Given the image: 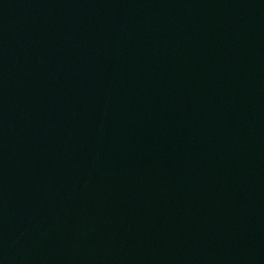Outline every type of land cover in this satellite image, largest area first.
<instances>
[{"label": "water", "instance_id": "water-1", "mask_svg": "<svg viewBox=\"0 0 264 264\" xmlns=\"http://www.w3.org/2000/svg\"><path fill=\"white\" fill-rule=\"evenodd\" d=\"M0 264H264V0H0Z\"/></svg>", "mask_w": 264, "mask_h": 264}]
</instances>
